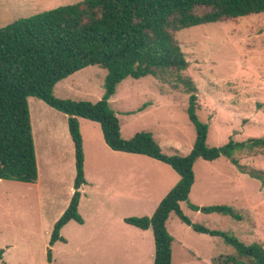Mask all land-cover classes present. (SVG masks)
<instances>
[{
  "label": "rangeland",
  "instance_id": "obj_1",
  "mask_svg": "<svg viewBox=\"0 0 264 264\" xmlns=\"http://www.w3.org/2000/svg\"><path fill=\"white\" fill-rule=\"evenodd\" d=\"M80 1L0 0V29ZM177 39L189 62L183 75L198 88L197 115L209 125L208 146L220 147L231 139L264 138V13L185 29ZM106 75L98 66L85 68L58 83L54 96L96 103L105 95ZM188 102L182 87L174 89L173 84L152 76L125 79L109 99L120 120L123 139L149 133L169 156H186L194 146L196 131L188 118ZM29 108L39 179L28 185L0 181V224L6 234L0 250L17 245V251L8 256L9 264H48L49 249L56 264H154L152 233L143 235L125 222L126 218L147 216L149 210L133 205L121 194L128 188L137 196L135 184L144 172H153L141 161L149 159L112 151L100 125L85 119H79L86 182L79 214L85 223H71L73 227L63 235L68 245L50 247L53 227L74 193L75 150L65 114L34 97L29 98ZM237 158L248 169L264 173V151L237 154ZM194 173L189 200L181 203L183 213L194 223L228 233L246 244L264 246V180L241 172L225 157L213 162L198 160ZM190 205L229 206L242 219L205 214ZM170 218L167 229L176 241L172 264H212L208 261L212 255L238 256L222 238L195 232L175 214Z\"/></svg>",
  "mask_w": 264,
  "mask_h": 264
},
{
  "label": "trees",
  "instance_id": "obj_2",
  "mask_svg": "<svg viewBox=\"0 0 264 264\" xmlns=\"http://www.w3.org/2000/svg\"><path fill=\"white\" fill-rule=\"evenodd\" d=\"M264 13V0H82L23 18L0 29V181L35 184L39 179L32 130L29 98H37L68 117L74 145L76 178L67 210L55 223L50 247L66 243L62 229L71 221L84 224L79 214L85 185L83 138L79 119L98 123L106 145L114 152L143 155L170 166L179 183L161 201L151 217H130L125 222L154 237V264H172L174 238L167 221L174 213L195 232L220 237L234 247L238 256H219L214 264H264V246L246 244L235 236L209 229L187 217L181 203L188 202L195 183L194 166L198 160L213 162L227 158L237 169L264 180L260 170L242 165L237 154L264 151V138L230 140L220 147L207 144L209 125L198 115V88L177 34L185 29L228 22ZM92 66L107 72L105 95L96 103L62 100L54 96L58 83ZM147 76L182 87L189 96L187 114L196 131L191 152L169 156L146 132L123 139L120 120L109 99L127 78ZM194 211L222 214L236 220L242 215L225 205L199 207ZM4 250H0V260ZM48 264L53 261L47 252Z\"/></svg>",
  "mask_w": 264,
  "mask_h": 264
},
{
  "label": "crops",
  "instance_id": "obj_3",
  "mask_svg": "<svg viewBox=\"0 0 264 264\" xmlns=\"http://www.w3.org/2000/svg\"><path fill=\"white\" fill-rule=\"evenodd\" d=\"M176 151L179 152L178 150H176ZM132 155H134V154H132ZM136 156H137L136 158H138V159H144L142 157H147V156H143V155H136ZM147 158L149 160H141V161L147 162L148 163L147 165L150 166L151 168H153V172L151 171L152 169H149L148 171L144 172L143 176L140 178V181L137 182V184H135L134 187H136V188H134V189H136V191H137V196H133L129 192L128 188L126 189L125 193L123 192L121 194H122V197L125 198L126 201H127V199L130 198L131 199L130 202L133 205L141 207L144 210H149L145 214L148 217H151L154 214V212L156 211V209L158 208V206L161 203V201L164 199V197L167 196V194L179 183L180 176L174 170H172L173 172L172 171L170 172L166 168H163L162 166H159L158 162H160V161H157V160L149 158V157H147ZM150 159H152V160H150ZM147 165H145V166H147ZM168 167H170V166H168ZM145 174H147L148 177H146V176L144 177ZM24 184H26V183H24ZM121 194L118 193V195L117 194L116 195L117 196H121ZM172 214H174V213H172ZM170 219L171 218L169 217L167 223L170 222ZM73 222H75V221H71L70 223H68L62 229V231H61V235L62 236L64 235L66 230H68L69 228L73 227V225L71 224ZM74 227L77 228V226H74ZM131 227H133L137 231H140L139 233H142L143 235H149L150 236L149 232L152 233L151 230H141V229L136 228L134 226H131ZM4 231H5V228L0 224V246H2L1 243H4L3 242L4 240L6 241V234H5ZM48 234H50V231L48 232ZM152 235H153V233H152ZM153 240H154V237H153ZM175 242L176 241L174 240V243ZM59 243L60 242H58L56 244H59ZM68 243L69 242L66 239V243H63V244L68 245ZM180 245L182 247V243H180ZM16 248H17V245H15V244L6 246V248L4 250V254H3V259L0 260V264H9L8 256L12 252L17 251ZM183 248L185 250H187V251H190L185 246H183ZM154 249H155V244H154ZM193 254L196 256L195 253H193ZM196 257L197 258H201V257H198V256H196ZM211 258L212 259H210L208 261H212V264H214L215 255H212ZM209 264H210V262H209Z\"/></svg>",
  "mask_w": 264,
  "mask_h": 264
}]
</instances>
